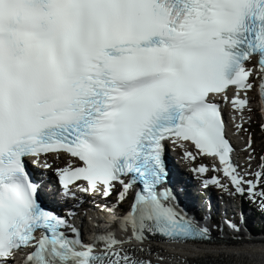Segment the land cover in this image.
<instances>
[{"label": "snow or ice", "instance_id": "1", "mask_svg": "<svg viewBox=\"0 0 264 264\" xmlns=\"http://www.w3.org/2000/svg\"><path fill=\"white\" fill-rule=\"evenodd\" d=\"M253 60L264 105V0H0V264L18 251L25 264H152L123 245L209 240L164 187L169 144L218 157L264 210V165L237 171L221 107H248ZM53 153L81 162L57 170L66 197L79 180L104 197L118 182V201L135 189L118 218L126 240L110 229L85 243L42 206L25 161L48 168Z\"/></svg>", "mask_w": 264, "mask_h": 264}, {"label": "bare ground", "instance_id": "2", "mask_svg": "<svg viewBox=\"0 0 264 264\" xmlns=\"http://www.w3.org/2000/svg\"><path fill=\"white\" fill-rule=\"evenodd\" d=\"M240 95L243 96L244 92L242 91ZM249 97L250 96H248V98ZM226 106L231 119L230 133L233 136L235 135L236 139L235 140L233 137L236 144L234 146L235 153L233 155V161L239 165L237 171H242V164L244 163L245 156L240 154V150L247 144L242 140L243 143L240 142L242 145L238 143V136L236 134L238 130L236 125H238V120L243 121L240 117L243 116L244 119V115L247 112L245 109L237 111L230 104H226ZM232 117H235L234 121ZM47 161L52 164L54 170H57L59 166L69 167L68 164L73 161V159L69 158L67 154L60 153L58 156L57 154H49L47 156ZM184 170L187 171L186 168H184ZM225 177L230 181L229 177ZM175 182L174 186L177 191L172 196L175 198L176 204L184 208L189 217L196 218V212L198 210L193 209L191 206L190 209H187L182 203V196L183 199H192V195L189 194L191 189L186 187L184 180L180 176L176 177ZM181 187L182 191L180 189ZM74 191L82 193L76 188H74ZM221 196L226 200L223 194H221ZM228 197L232 198L233 195L228 192ZM109 201L111 200L109 199ZM97 213L101 215L104 211L97 210ZM113 229H115L114 233L117 239L126 240L128 238L129 233L122 231L119 227H113ZM210 239L211 241L184 243H169L164 240L146 239L143 244L132 241L131 243L124 244L123 247L125 249L143 247L145 251L143 253L137 252L136 255L151 260L152 264H264V238L246 241L245 239L228 236L224 233L215 234L212 232Z\"/></svg>", "mask_w": 264, "mask_h": 264}, {"label": "rangeland", "instance_id": "3", "mask_svg": "<svg viewBox=\"0 0 264 264\" xmlns=\"http://www.w3.org/2000/svg\"><path fill=\"white\" fill-rule=\"evenodd\" d=\"M252 96L254 97L253 102H254V108L258 109V110H254L255 113L250 114L249 118H255L254 121H252L249 125H247L244 129H243V133L247 136V137H251L252 136V154H249L246 159L244 157V163L242 164L243 168L242 171H247L249 173H255L258 171H261V166L264 165V159H262V157H264V139H263V133H264V127H262V125H264V118H263V114L262 111L259 108V104H258V90L257 89H253L252 90ZM248 113V112H247ZM246 121H248L246 119ZM250 146V145H249ZM247 160V161H246ZM246 179H254L253 175H249L246 177ZM225 182L222 183L221 185H224L226 187H221L222 190L224 191V193H226L228 195V192L231 193L233 195V198H236L238 201H240L241 203L243 202H247L249 201V203L257 209H261L260 207V198H256V201L253 202L252 199L249 198V194L247 193V191L244 192L243 195H239V193L235 192L234 187L231 184V181L226 180L224 178ZM244 187L246 188L247 185H244ZM261 188H264V182L261 183L260 185ZM242 196V197H241ZM129 201L122 203V206H125V210H127L129 208ZM124 210V211H125ZM263 227H260L259 229L262 230ZM221 234V233H220Z\"/></svg>", "mask_w": 264, "mask_h": 264}]
</instances>
